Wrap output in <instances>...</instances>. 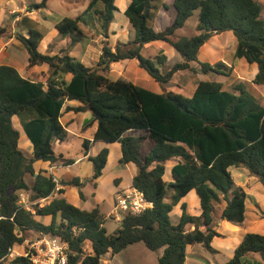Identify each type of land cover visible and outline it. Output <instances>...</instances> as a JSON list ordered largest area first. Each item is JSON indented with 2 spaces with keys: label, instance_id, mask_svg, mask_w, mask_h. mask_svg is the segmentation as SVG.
Here are the masks:
<instances>
[{
  "label": "trees",
  "instance_id": "16d2710c",
  "mask_svg": "<svg viewBox=\"0 0 264 264\" xmlns=\"http://www.w3.org/2000/svg\"><path fill=\"white\" fill-rule=\"evenodd\" d=\"M47 2L33 3L28 11L44 9ZM162 8H168L164 0H130L123 13L134 29L133 38L117 41L113 48L104 41L101 56L92 67L70 56L67 49L60 54L42 53L45 29L32 18L21 17L20 25L27 34H17L16 38L25 48L29 67L48 65L51 73L43 72L35 80L24 78L10 65H0V261L25 242V234L35 233L38 239L51 236L67 242L68 264H100L104 256L113 257L136 243L154 252L163 249L157 264H185L188 246L211 248L212 240L222 236L212 227L214 203L221 199L226 203L217 206L220 219L234 224L244 221L246 194L234 189L229 169L245 168L264 188V103L255 88L264 86L262 7L256 0H173V21L156 31L153 26ZM118 10L116 0H89L82 15L63 18L56 29L63 39H70L72 47L87 37L81 20L92 12L99 34L108 39ZM195 11L198 34L176 37V31ZM9 28L0 25V40L10 36ZM224 32L235 37L234 57L257 66L253 80L232 90L219 81L200 80L192 96L186 97L174 91L156 93L108 75L112 64L124 60H136L139 68L161 86L180 71L197 74L192 63L199 64L203 73L222 74L217 65L199 62L198 54L207 38ZM154 41L169 44L182 61L162 72L166 56L150 59L141 53ZM71 101L81 105H67ZM87 111L96 129L93 141L84 139L82 147L92 163L93 178L102 176L109 150L103 148L90 156L92 142H117L121 164H133L137 169L132 187L153 205L141 214L125 215L113 233L105 228L106 216L99 207L80 209L62 197L40 205L55 192L64 194L59 185H82L78 178L58 182L47 171L37 169L36 163H75L56 154L53 141L63 142L68 136L61 123L64 113ZM17 126L32 145L31 156L20 147L22 137ZM144 139L151 143L147 154L142 151ZM173 158L180 162L171 169L172 181L166 182L165 163ZM28 175L33 177L31 185L26 181ZM192 190L200 200V215L188 214L182 204L181 216L173 222V208ZM20 191L28 192L30 209L21 205ZM80 198H84L82 192ZM47 216L51 217L49 224L39 219ZM189 225L194 228L188 230ZM250 254H259L264 264V235L246 234L224 264H245L243 258ZM11 263L33 264L24 256Z\"/></svg>",
  "mask_w": 264,
  "mask_h": 264
},
{
  "label": "rangeland",
  "instance_id": "374dc122",
  "mask_svg": "<svg viewBox=\"0 0 264 264\" xmlns=\"http://www.w3.org/2000/svg\"><path fill=\"white\" fill-rule=\"evenodd\" d=\"M18 1V2H17ZM42 0H25L27 4V10H30L28 8L30 5L33 3H39ZM89 1V0H88ZM262 7V19L264 20V0H256ZM15 2L20 5L19 0H15ZM87 0H49L48 1V6L42 10L38 9H33L35 10L34 13H31L34 19L37 21H40L48 27L47 29L50 31L48 34L47 38L42 42L40 46V51L42 53H52V54H60V52L64 49H67V53H69V50L73 48L74 46L70 47V42L68 40L63 39L59 33L57 35L55 32H53L54 24L55 22L60 21V18H65V17H78L83 14L85 10ZM164 3L167 5L169 9L166 13H163L165 16H161L159 20L156 22L157 29L162 30L164 29L162 26H169L170 25V19L174 17V8H173V0H164ZM118 7L123 6L120 5L119 2H117ZM164 9V8H163ZM26 10V11H27ZM12 12H7L2 15L3 21L5 24H8L9 22H12L11 18L15 19L16 17H19L22 15L24 12H20L19 9L13 8L11 10ZM43 12L45 14H43ZM47 15V17L45 16ZM61 16V17H59ZM63 16V17H62ZM86 21H90L89 17L87 15L84 16ZM198 23V11H195L193 16L189 18L185 24V26L179 30L176 31L175 36L180 38V37H189L198 34L196 31V26ZM89 24V23H87ZM166 24V25H165ZM90 26V25H89ZM94 26L92 25L89 29L91 31H87V37L84 38L80 43V45L77 46V48L74 50L76 53V56L80 59L86 58L88 61H86L88 64H93L94 61L96 62L99 60L101 53H102V48L104 45V41H108L109 46L112 48L116 45L117 41H122L126 42L129 39H132L134 34L132 28L129 26L126 18L123 15H118L116 16V19L112 25L113 31L120 32L118 35L111 36L107 39L104 38L103 36L99 37L97 35H100L99 32H96ZM120 27H122L120 29ZM93 29V30H92ZM95 32V33H94ZM17 34H22L18 32V30H10V36L5 37L3 40L0 41V57L7 55V59L10 61L14 58V53H15V60L18 62V65L20 64V61L22 63V66H18L20 70H23V65L25 66V62L27 61V56L25 54V51H20L24 47L23 45L17 40L16 35ZM50 34L53 36H50ZM54 34V35H53ZM5 45V46H4ZM234 43L232 40H229L228 38H225L222 35H214L212 37H209L206 39L205 44L203 45V50L201 52V55L199 56V59L201 62H208L211 63L214 66H218L219 70L221 71L222 74H217L214 72H208L203 74L201 68L198 70V73H192L190 71H184V72H179L176 74L175 78L169 84L166 88H162L160 84L156 83L154 80H151L147 75V73L143 69H139V75L140 77H148V79H141L137 83L144 88L151 90L153 92H161V89H165L168 91H181V94H183L186 97H191L192 96V89L197 85V83L200 80H211V81H219L222 82L224 85L225 89L232 90L233 87L239 83H245L247 84L250 82V77L252 75H242L243 74V69L240 63L241 61L243 63H246L245 60H236L234 57ZM99 51V53H98ZM149 53L153 56L156 54V51L153 49H149ZM206 55V56H205ZM6 57V56H5ZM179 57V56H178ZM211 57L215 58L212 59V61H209L210 59H204ZM23 59V60H22ZM85 59V60H86ZM176 60V59H175ZM175 60L171 62H168L164 65V69L167 70L170 67H172L173 64H175ZM181 60V58H180ZM8 61V62H9ZM238 61V63L236 62ZM240 61V62H239ZM229 63V64H228ZM97 64V63H96ZM232 64V67L234 68L233 65H235L237 74L232 69L230 66ZM230 65V66H229ZM139 68V67H138ZM163 67H161L162 69ZM51 73V69L48 65H42L39 67H35L33 70H31L30 77H33V79L37 80L41 73ZM136 68L134 69V66H130L123 69L122 67L114 64L111 65V68L108 72V75L114 77L115 79L121 78H132L134 77L133 75H136ZM142 73H145L147 75H143ZM239 74V75H238ZM111 78V77H110ZM133 79V78H132ZM261 88V89H260ZM258 89V88H257ZM259 95L262 97L263 103H264V86L259 87V90H257ZM65 114L63 115L62 122L66 126L67 130L72 131L74 134L78 135L79 137L85 136L87 134L88 138L89 135L93 133V123H92V118L91 120H88L83 124L82 120L80 119H72L68 121V119L65 117ZM90 115V114H89ZM89 119V118H87ZM81 121V122H80ZM21 133V144L20 147L24 151V153L27 156L32 155V149L30 148V143L24 139H26V136L22 129L17 126ZM71 136V137H70ZM68 136L66 139H68L67 142L61 143L58 140L54 143V148L56 150V153H64L62 154L63 157L67 159H73L75 160L76 157L82 156V140L78 139L75 137L73 134ZM29 143V144H28ZM68 145V146H66ZM98 149V146H94L92 149L93 152H95ZM110 150V157L108 158V163L106 165V169L103 172L102 177L99 179V187L98 190L96 191V194L94 197H90L84 201L80 202L79 205L80 207H84L88 210H91L95 207H100L102 212H104L106 215H108L109 211L112 208L111 201L113 196L116 193V187H118L121 179L123 181L124 186H128L130 182L129 178V173L126 171V167L121 166V164L118 163L116 160V155H117V150L114 145L109 147ZM92 153V152H91ZM145 153V152H144ZM57 166H63L61 162H57ZM55 165V164H53ZM50 166L49 164L45 165L46 167ZM84 168L82 169L81 165H70L67 166V168L61 169L59 172H62V175L64 177H68V172L73 175V176H84L86 179H90V176L93 174V166L91 163H88V161L85 160L83 162ZM37 169H39V163H36ZM64 167V166H63ZM246 170L245 168H241ZM237 173V169L233 170V173ZM119 177L121 179H119ZM256 178V177H255ZM70 181L74 179L73 177L67 178ZM26 181L28 183L33 182V177L28 175L26 177ZM93 180H88V193L90 184L93 185ZM260 184V182H259ZM70 188L69 190H73L74 195L77 197V199L80 198L79 190L75 186L67 187V189ZM72 188V189H71ZM86 189V190H87ZM191 199H194L191 198ZM52 199L49 198L48 200L45 201H40V205L42 206L46 203H49ZM25 203L27 207L30 209L31 203H30V197L29 195L27 196ZM192 204V212H196L194 209V202H190ZM99 205V206H97ZM197 213V212H196ZM199 213V212H198ZM172 218L174 219V216L172 215ZM43 223L49 224L51 222V217H44ZM218 229L224 233L225 235L228 236V224H226L222 220L217 221ZM105 228L107 229L108 233H113L115 232L119 227H120V221L116 220V217L114 215V212H111L110 215L107 216L105 224ZM28 243L30 244L32 241L35 239V234L33 233H27L25 234ZM29 244L26 245L25 247L29 248ZM85 249L86 246H85ZM27 252V250L25 249ZM20 253H24V249L21 248L19 250ZM157 254L158 252H152L149 249L145 247L143 243H140L138 245H133L128 247L127 249L123 250L121 253L117 254L114 258L111 257L110 255L104 256L103 259L107 260L106 262L103 260L101 261L100 264H156L157 263ZM187 260L188 264L190 263L191 260H195L196 264L199 263L198 261H203L202 257H199L198 255H192L189 256L187 255ZM200 264V263H199Z\"/></svg>",
  "mask_w": 264,
  "mask_h": 264
},
{
  "label": "crops",
  "instance_id": "0c3cea01",
  "mask_svg": "<svg viewBox=\"0 0 264 264\" xmlns=\"http://www.w3.org/2000/svg\"><path fill=\"white\" fill-rule=\"evenodd\" d=\"M117 2H119V4L120 5H123V6L118 7ZM129 2H130V0H116V4H117V7H118L119 10L117 12H115L114 21L116 19L117 14L118 15H123L126 18V16L124 15L123 12H124L125 8L127 7V5L129 4ZM19 3H20V5H18L15 2V0H0V25H2V26H8V27H10L9 28L10 30H13V31L14 30H18L19 33L22 32L23 35H26L27 34V30L24 27H22V25H20V19H21L22 16H27L29 18L34 19L35 17H33L31 13H34L35 10L28 11L27 10V4H26L25 0H19ZM87 5H88V0H87L85 9H86ZM47 6H48V2H47ZM16 7L19 9L20 12H23V10H24V12L22 13L21 16L16 17L15 19H13V17H12L11 20H13V21L12 22H9L8 24H5V22L3 21L4 19H3L2 15L4 13H6V11L7 12H12L11 10L13 8H16ZM38 10H42V9H38ZM166 10L168 11L169 9H166V8L163 9L162 8L158 12V15H157V17L155 19V23H154V26H153L156 31H162L166 27H168V26H162L164 29L159 30V29H157V25H156V22L159 20V18L161 16H165L163 13H166L167 12ZM43 14H45V13L43 12ZM174 15H175V12H174ZM45 16L47 17V15H45ZM87 16L89 17V20L90 21H86L84 17L81 20V27L84 30V33L87 35V31H91V29H89V28L92 25L94 26L93 28H95L96 32H99V29H98L99 25L97 23V20L95 19V16L93 15V13L92 12L91 13H88ZM59 17H61V16H59ZM62 19L63 18H60L59 20H62ZM173 19H174V17L170 19V24L173 21ZM126 20H127L128 24H129V26L132 28L133 34H134V29H133L130 21L127 18H126ZM114 21L112 22L111 27H110V31H109L110 34H111V36L120 34V32L113 31V29H112V25H113ZM37 22L46 31L45 38L43 39V41H44L47 38V36L50 33V31L47 29L48 27L46 26V24H44V23H42L40 21H37ZM58 22H55V24L53 25L54 28H52L53 29V32H55L56 35L58 33V30L56 29V24ZM87 23H89V24H87ZM121 28L122 27H120V29ZM220 35H222L225 38H228L229 40H232L233 41V43L235 45L233 52H235L236 40H235V37L233 36V34L231 32H224V33H222ZM50 36H52V35L50 34ZM97 36H99V37L101 36L102 37V35H97ZM1 40H3V39H1ZM65 40H68L70 42V39H68V38H66ZM78 45H80V44H77L76 46H74L73 48H71L69 50V53L68 54L70 56L76 58L77 60L81 61L84 65H86L88 67H92V66L96 65V63L98 62V60L96 62L94 61V63L90 65V64H88L86 62V61H88L86 58L80 59V58H78V56H76V53H75L74 50L77 48ZM202 48H203V46L199 50V54H198V60H199V62H201L200 59H199V56L201 55V52L203 50ZM149 49H153L154 51H156V54H154L152 56L149 53ZM20 51H25V48H23ZM98 53H99V51H98ZM141 53H142L143 56H145L147 58H150V59H154L156 56H159V55H164V56H166L168 62H171V60L174 61L175 59H176L175 60V63L182 61V59L180 60L181 57L178 55V53H176L175 50L169 44H167L165 42H162V41H154V42H151L149 44H146L142 48ZM5 56H1L0 57V65L1 64H5V65H10V66L16 68L18 70V72L24 78H30V75L33 74V73L32 74L30 73L31 70H33L35 67H39V66L29 67L28 58L26 57L27 58V61L25 62V66L23 65V67H24L23 70H20V68L18 66L19 65L22 66V63L20 61V64L18 65V62L15 60V53H14V58L12 60H10V61L7 59L8 56L7 55H5ZM215 58H211V57L205 58L204 57V59H207V60L210 59L209 61H212V59H215ZM235 59L236 60H241V59H237V58H235ZM236 62L238 63V61H236ZM201 63H208V62H201ZM240 63L243 64V65H241V67L243 69V74L242 75H252L250 77V81L253 80L254 77H255V75H256V73H257V66L255 64L250 65L248 63H243L242 61ZM114 64L122 67L123 69L129 67V65L130 66H134V69L136 68V72H135L136 75H133L134 76V77H132L133 79L132 78H121V77L119 79L132 82L133 84H136V85H139V84L134 83V82H138L140 80V78L141 79H148V77H149L151 80H153L149 75H147L145 73H142V74L143 75H147L148 77H144V76L143 77H140V76H138L139 75V69H141V68H138L139 66H138V62L136 60H124V61H120V62L114 63ZM114 64H112V65H114ZM191 65L193 67H195L197 71L201 68L200 65L197 64V63H192ZM233 66H234V68L232 67V64H231L230 67L232 69H234V71H235L236 70V68H235L236 66L235 65H233ZM162 67H163L162 69L160 68L162 72H165V71L168 70V69L167 70L164 69V67H165L164 65ZM180 72H184V71H180ZM235 72L237 74V71H235ZM203 74H205V73H203ZM110 77L111 78H114L111 75H110ZM68 79H69V77H68ZM172 81H170L167 84H164L163 86H161V85L160 86L162 88H166L169 84H171ZM139 86H141V85H139ZM141 87H143V86H141ZM195 87L192 89L193 92L195 90ZM259 87H261V86H255L256 89L258 88L257 90H259ZM163 91H168V90L161 89V92H156V93H162ZM174 92L181 93V91H174ZM193 92H192V94H193ZM67 105L72 106V107H77V106H80L81 104L79 102H77V101H71V102H68ZM65 117L68 119V121H70L72 119H79V120L81 119L82 120V123L81 124L84 125V123L86 121L91 120L90 118H92V115H91V113L89 111H87V112H80V113L68 112V113L65 114ZM87 118H89V119H87ZM61 123L63 124L62 119H61ZM95 129H96V123H93V133L89 135V138H88L87 134L85 136L79 137L78 135L74 134L72 131L67 130L68 131V139H69V136L71 134H73L75 137H77L78 139L82 140V142H83L84 139H89V140L93 141L92 137H93V134L95 132ZM134 135H138V133H135ZM68 139H66L63 142L59 141L60 142L59 144L67 142ZM24 140H26V139H24ZM55 142H56V140L53 141V146H54V143ZM112 145H114L116 147V150H117L116 160L118 161L119 164H121V162H120V159L122 157L121 147H120V144L117 143V142H115V143H107V142H100V141L92 142L91 147H90V151H89V154L88 155L95 156L103 148H108V150H109V147L112 146ZM66 146H68V145H66ZM94 146H98V149L95 152L92 151V149L94 148ZM30 148L32 149V145L30 146ZM150 148H151L150 141L148 139H144L143 142H142V151H143V153L145 152V154H147L149 152ZM54 150H55V148H54ZM55 153H56V150H55ZM56 154H58V153H56ZM59 154H64V153H59ZM109 157H110V150H109L108 158ZM85 160L88 161V163H91L88 160V157L84 156V153H83V150H82V156L76 157L75 158V163L73 165H77V166L78 165H81L82 166V169H83L84 168L83 162H85ZM179 162H180L179 159H174V158L166 161V163H165V174H164V180L166 182H171L172 181L171 169L173 168L174 165L178 164ZM38 163H39V168L40 169L41 168H45V165L46 164H49V163H44V162H38ZM107 163H108V159H107ZM57 164L58 163H55V165L49 164L50 166L46 167V169H43V170L47 171L48 174L53 175V177L55 178V180L58 181V182L59 181H62V180L63 181H70L69 179H67L69 177L78 178L79 179V182L82 183V185L79 186V187H76V188H77V190H79V194H80V192L83 193L84 198L83 199H77V197L74 195L73 190H69L70 188L67 189V187H71V185L70 186H66V187H62L61 185H59L58 186V190L63 188L64 189V194H59L58 192H55L49 198H51L53 200L54 198H61L62 197V198H65L72 205H74V206H76V207H78L80 209L88 210V209H86L84 207L83 208L80 207L79 203L86 201L89 198V196L90 197H94L95 196L96 191L98 190V187H99V179L102 176L100 178H97V179L93 178V175H94V171H93V174L90 176V179L89 178L86 179V178H84V176H81V175H79V176H73L69 172L67 174L68 177H64L62 175V172H59V171L61 169L67 168V166H64V167L63 166H57ZM121 166L126 167V171L129 173L130 182H129V185L128 186H124L122 179L119 177V179H121V181L118 184L119 185L118 187H116L117 185L115 186L116 193H115V195L112 198V201H111L112 208L109 211L108 215H110L111 212H114V203L116 201L117 196L120 195V194H122V193H124V192H127V191H129L130 189L133 188L132 187V179H133V177L137 173V169H136L135 165H133V164H127V165L121 164ZM105 169H106V166H105L103 172L105 171ZM234 169H237V173L236 172L233 173V170ZM229 171H230L231 176H232V179L234 181V189H242L245 192V194H246V200H245V208H246V211H245V219H244V221L241 224H234V223L228 222L226 220L220 219V210H219V207H217V206H219V205H225L226 203L222 199L220 201L214 203V205L216 206V209H215L216 210L215 211L216 213L213 214L212 227L215 229V231H217L218 233H220L222 236L221 237H216V238H214L212 240V242L210 244V247L211 248H206L202 244H195V245H192V246H188L187 249H186V261H185V264H188L189 263L188 260H187L188 259L187 258V255H189V256L198 255L199 257H202L203 261H200V260L198 261L200 264H224V263H226L228 260H230L232 258L233 254L235 252V249L240 244V242L242 241L243 237L246 234H248V233H256V234L264 235V188L262 187L261 183L259 184V181L257 180V178H255L253 176H250L248 170H244V169L236 168V167H231L229 169ZM88 180H90V181L93 180L92 181L93 182V185L90 184V188H89V191L90 192L89 193H88V189H87V187H88L87 181ZM28 184L31 185L32 182L31 183H28ZM170 194L171 193H169L168 197L166 198L167 201L169 200ZM28 195L29 194L26 191H20L19 192V196L22 199V202H24V203H25V200H26V198H27ZM193 197H194V199H191ZM49 198L44 199L43 201L48 200ZM190 202H194V206H195L194 209H195V211L197 213L196 212H194V213L192 212L193 207H192V204ZM182 204H185L186 205V207H187V213L188 214L195 215V216H199L200 215V213H201L200 200H199V197L196 194L195 190H192L185 197H183L180 200V202L173 208V211L171 213V220L173 222H177L178 219H179V217L181 216V213H182L181 205ZM97 206H99V205H97ZM101 212H102V210H101ZM102 213L107 218L108 215H106L104 212H102ZM172 215L174 216V219L172 218ZM43 218L44 217H40L39 219L41 221H43L42 220ZM218 220H222L226 224H228V236L225 235L224 233H222L218 229V225H217V221ZM193 228L194 227L192 225H189L187 227L188 230H192ZM201 230H204V229H201ZM33 234H35V233H33ZM37 237H38V235L35 234V239L36 240L34 239V241H32L30 244H32V243L40 240L41 238H43V237H41V238L38 239ZM26 240H25V242L21 246H18V247L13 248L12 253L10 255H8V257H7V259L5 261H0V264H12L11 261L13 259H15L16 257L23 256V253H20L19 250L21 248H23L24 251H25V249H28V247L27 248L25 247L27 244H29L28 241H26ZM25 243H26V245H25ZM138 244H140V243H136V244H133V245H138ZM133 245H130V246H133ZM130 246H128V247H130ZM152 252H154V251H152ZM156 252H158L157 258H156L157 259L156 261L158 263V258L162 254L163 249H160L159 251H156ZM102 260H103V262L104 261L105 262L107 261L105 259H102ZM243 261H244L245 264H263V262H262L261 257H260L259 254H250V255H247V256H245L243 258ZM190 263L196 264L195 260H191ZM199 263H197V264H199Z\"/></svg>",
  "mask_w": 264,
  "mask_h": 264
},
{
  "label": "built area",
  "instance_id": "2783aa9c",
  "mask_svg": "<svg viewBox=\"0 0 264 264\" xmlns=\"http://www.w3.org/2000/svg\"><path fill=\"white\" fill-rule=\"evenodd\" d=\"M20 203L29 209L21 198ZM152 207V203L145 199L142 192L132 188L117 196L114 215L117 221H121L125 215H138ZM26 250L23 256L29 258L33 264H68V243L59 237L45 236L30 244Z\"/></svg>",
  "mask_w": 264,
  "mask_h": 264
}]
</instances>
